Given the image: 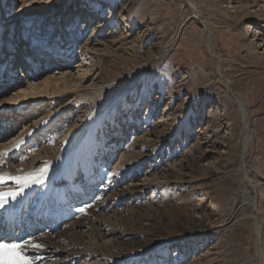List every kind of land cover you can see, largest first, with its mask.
I'll use <instances>...</instances> for the list:
<instances>
[{"label": "rangeland", "instance_id": "rangeland-1", "mask_svg": "<svg viewBox=\"0 0 264 264\" xmlns=\"http://www.w3.org/2000/svg\"><path fill=\"white\" fill-rule=\"evenodd\" d=\"M191 1L197 16L189 0H0L8 58L12 47L14 58L28 56H20L27 38L42 37L47 47L62 21L78 42L66 71L75 74L86 60L92 72L85 86L122 83L78 104L40 136L38 148L62 128L89 121L68 177L33 192L40 200L53 196L51 212L70 214L57 223L66 241L56 234L42 251L24 250L35 264H264V0ZM17 68L16 79L36 82L51 71ZM18 90L0 95V112ZM232 93L247 105L252 142L244 164L255 192L242 171L245 124ZM69 101L54 110L46 105L26 125ZM30 150L22 155L28 162ZM88 187L89 195L73 199ZM39 209L13 228L14 239L1 226L3 241L51 232L30 222Z\"/></svg>", "mask_w": 264, "mask_h": 264}, {"label": "bare ground", "instance_id": "bare-ground-1", "mask_svg": "<svg viewBox=\"0 0 264 264\" xmlns=\"http://www.w3.org/2000/svg\"><path fill=\"white\" fill-rule=\"evenodd\" d=\"M47 1L48 3L53 4L55 0ZM189 2L192 5L197 16L199 12L198 4L194 3V1L191 0H189ZM6 21L11 22L12 17L8 16ZM37 24L39 25L40 22H37ZM66 27L67 25L63 24V22L60 21L58 26L59 31L54 36L50 35V44L47 45V47L46 45L44 46V42H42V37H33V39L31 40L30 38H27L21 50L20 56H22V53L24 52H27L28 56H26L25 54V58H23L22 60L21 58H14L15 55L13 51H15L16 49H14L13 47L12 49L9 48L11 50L8 58V55L4 54L5 45L2 44V41L0 39V87H2L0 95L5 92H12L15 88L19 87V90L13 94V98L8 104L9 108L6 111L0 112V153L8 151V156L4 157L3 161L0 162V167H2L3 171L11 173L13 175H26L31 174L33 172H38L40 168L45 166L44 162H48L47 171L44 173L42 183L33 184L29 188H26L24 192L20 196H18L15 201L9 200L5 208L0 209V227L9 226L4 234L7 238L10 237L11 239H14V237H16V230L15 232H12L13 228L16 229V225H19L23 221L27 220L29 211L34 208V206L39 207L40 205V209L31 215L32 217L30 222H32L35 218V224L50 225L51 232L45 235V237L42 239L33 240V242L40 243L42 245H44L47 241L52 240L51 238L55 237L56 234H58L57 237L59 236V240L61 242L67 240L63 238V235L61 233L60 234L62 236L59 234L58 231L62 226L57 225V223L61 219H64L66 216H70V214L64 213L60 208L57 209V211L55 210V212H51L49 206L47 205L49 204L53 196L49 197L48 200H40L36 199V197L34 196L35 194L33 195V192L40 191L41 189L44 190L45 186L47 187L50 185H55L56 187L57 184L61 183L62 179L68 177V171L72 169L71 161L73 160V158L76 157L77 154L76 147H79L78 144L81 141L80 139L84 136V130L85 128H87L89 121H82L80 125H76L75 123H73V125H69L68 128H62L64 129L62 134L58 135L57 137L50 136L52 137L49 140L50 143H47L48 141L45 140L47 141L46 143L48 145L41 144V146H39L38 148L37 144L38 142H40V136L44 133H48L49 135L52 130V127L54 125H57V120L59 118L65 117L66 115L73 114L75 112V109L80 107L77 106L78 104H83L87 101H93V95L105 91L109 92V90L113 91L114 87L116 88L118 85L122 84L114 83L107 86L104 85L105 87L95 90L92 89V86H85V83L91 77L92 72L90 67L86 66V60L81 62L75 74H71L70 72L68 73L66 71L71 66V64L74 63V61L72 60V51L73 48L78 44L77 41H74L73 34L68 32V29L70 28L67 29ZM64 44L67 45V47ZM209 46L211 49L210 51L213 52L211 44ZM84 51L85 49H83V55L85 57L86 51ZM31 55L32 57H30ZM35 59H37V63L39 62V66H41L40 69L43 70L42 72H45L47 69H51L50 74L37 82L36 79H34L35 77L33 76H23L19 79H16L15 77L19 72L17 68L19 64L25 67L26 65H29L35 71L39 69L37 64H35ZM43 60L50 62L51 66L49 68H46L43 63ZM53 63L57 64L58 68H53L55 66V64ZM10 67H12V71L8 72V68ZM6 78L9 79L6 80ZM132 78L133 76H130V79ZM7 86L8 88H6ZM126 91H128V89L119 92V94L116 96H110L107 100L108 104L111 105L112 103L114 104L115 102L119 101V98L122 97ZM68 99H72V101H69L68 106H63L60 111L57 110L53 113L50 112L47 117L45 116V118L37 121L35 124L30 126L26 125L27 122H29V120L34 116L36 117L46 105L50 106L51 109L53 108L52 110H54L59 101H62L63 103L65 102V100ZM237 101L241 106L245 124V138L243 143V152L241 156L242 159L243 157L246 158V152L248 153L250 144L252 142V134L250 130V122L248 118L249 116L247 113V105L241 97ZM100 106L101 105H97L95 107V111H93L94 114L98 111L97 109ZM92 116L93 115H90V117ZM21 126L23 128L16 133L17 129ZM17 142H20L19 147L14 148L13 146L17 144ZM29 148H31L29 153H31V155L33 153V155L31 156L30 161L28 162L22 157V155L25 153V151H28ZM18 169L22 170V172H18ZM247 183L249 189L255 192L256 188L253 185V182L248 179ZM14 187L15 185H9V188ZM90 191L91 188L88 187V189H86L83 193L80 192L79 194L73 195V199L77 198V196L79 195L85 197L87 196V193L89 195ZM61 197L59 199H62ZM244 198L245 201L250 200L247 194ZM42 207H44V210L41 212ZM10 214L11 217H9ZM256 228L259 232L258 225L256 226ZM3 229L4 228H2L0 232H4ZM25 230L26 229H24L20 234H18L19 239L23 238L24 236L26 237L28 232H26ZM72 239L73 236L69 240ZM22 241H24V239H22ZM45 248L46 246H43V249Z\"/></svg>", "mask_w": 264, "mask_h": 264}, {"label": "snow or ice", "instance_id": "snow-or-ice-1", "mask_svg": "<svg viewBox=\"0 0 264 264\" xmlns=\"http://www.w3.org/2000/svg\"><path fill=\"white\" fill-rule=\"evenodd\" d=\"M19 143L17 142L13 147H19ZM7 156L8 151L0 153V162ZM47 163L45 161V166L40 168L38 172L26 175H13L3 171L2 167H0V209H4L9 200L15 201L26 188L33 184L42 183L44 173L47 171ZM17 171L22 172L20 169ZM10 184L15 185V187L9 188ZM79 211L84 213L86 210L81 208ZM26 248H32L39 252L43 250V245L33 241H25L23 243L4 242L3 238L0 237V264H35L34 259L25 254L24 250ZM38 258L42 259V257Z\"/></svg>", "mask_w": 264, "mask_h": 264}, {"label": "water", "instance_id": "water-1", "mask_svg": "<svg viewBox=\"0 0 264 264\" xmlns=\"http://www.w3.org/2000/svg\"><path fill=\"white\" fill-rule=\"evenodd\" d=\"M202 23H203V25L205 26L204 28L206 29V31H208V29H207V27H206V22L205 21H202ZM213 54V53H212ZM213 56L215 57V55L213 54ZM216 58V57H215ZM233 94V96L237 99V100H239L240 99V96L239 95H237V94H234V93H232ZM242 98V97H241ZM244 103V102H243ZM245 104V103H244ZM251 137V136H250ZM245 156H247V152H246V155ZM244 161H245V157H243L242 158V171H243V173H244V175H245V177H246V181L248 182V178H247V175H246V170H245V164H244Z\"/></svg>", "mask_w": 264, "mask_h": 264}]
</instances>
